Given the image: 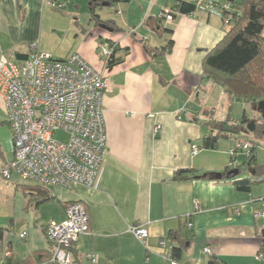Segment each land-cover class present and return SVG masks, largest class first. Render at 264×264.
I'll list each match as a JSON object with an SVG mask.
<instances>
[{"label":"crops","instance_id":"0c3cea01","mask_svg":"<svg viewBox=\"0 0 264 264\" xmlns=\"http://www.w3.org/2000/svg\"><path fill=\"white\" fill-rule=\"evenodd\" d=\"M54 1L63 6L49 0H0V59L26 58L36 42L39 51L57 54L54 58L66 59L77 52L103 70L109 84L104 95L106 155L94 186H74L68 201L57 200L52 192L54 199L37 201L34 193L22 191L27 198L23 211L9 223H0V264H54L46 226L65 218V203L70 201H81L90 219L89 233L80 235L73 246L80 257L77 264H170L162 254L175 246L181 248L180 264H207L210 254L205 246L229 264H264V259L256 258L264 254V220L254 217L264 205V191L256 186L260 181L250 190L235 185L236 180L262 178L249 165L245 151L233 161L230 149L239 135L226 133L222 123L238 122L230 117L236 98H230L203 69L207 50L228 29L222 16L196 9L192 14L178 13L168 23L161 13L173 8L175 0H128L117 3L113 19L98 14L97 22L90 13L81 31L74 11L59 12L65 5ZM62 17L70 19L60 22L67 20ZM106 21H113L117 29L106 26ZM45 34L61 44L71 37L70 47L62 53L60 45L43 46ZM169 40H173L171 51L162 52ZM105 42L115 44V56L120 58L111 67L102 51ZM0 112L2 166L14 159V148L1 96ZM212 134L220 137L218 147L202 148V139ZM192 144L199 146L197 154ZM241 158H247L252 170L248 175H241ZM227 168L240 172L226 173L220 180L173 179L179 169L202 175ZM139 224L149 233L146 243L131 232ZM24 231L27 236L22 238ZM90 253L96 254L95 262L87 257Z\"/></svg>","mask_w":264,"mask_h":264},{"label":"built area","instance_id":"2783aa9c","mask_svg":"<svg viewBox=\"0 0 264 264\" xmlns=\"http://www.w3.org/2000/svg\"><path fill=\"white\" fill-rule=\"evenodd\" d=\"M155 1L151 0V3ZM49 2L63 6L54 0ZM191 2L201 10L221 15L211 2ZM231 6L230 2H222L221 9ZM178 13L171 8L163 11L161 16L171 23ZM102 51L107 62L113 53V46L105 42ZM108 89L104 71L92 66L77 52L66 59H57L49 53L40 52L35 42L26 58L0 59V96L13 132L14 148V159L0 166V172L10 178L12 171H16L21 177L45 187L72 189L82 185L92 188L107 149L104 95ZM58 131H65L68 139H58ZM253 147L251 141L236 138L230 149L233 161L237 162L239 151L250 155ZM199 149L197 144H192L193 154H197ZM261 199L264 200V197ZM198 207V202H195V210ZM254 217L264 220V205L254 212ZM192 226L190 221L188 227ZM89 231L90 219L85 205L81 201L67 202L65 218L62 221L52 220L46 226L52 263L77 264L72 248L79 236ZM131 232L146 243L149 233L144 225H133ZM20 236L26 237L27 232H22ZM160 245H165L163 240ZM204 251L211 254L208 246L204 247ZM10 253L8 249L5 256H10ZM162 256L170 264H180L169 251ZM87 257L96 261L94 253ZM256 258L262 260L264 254L259 253Z\"/></svg>","mask_w":264,"mask_h":264},{"label":"trees","instance_id":"16d2710c","mask_svg":"<svg viewBox=\"0 0 264 264\" xmlns=\"http://www.w3.org/2000/svg\"><path fill=\"white\" fill-rule=\"evenodd\" d=\"M128 0H97L90 2V13L92 18L100 22L99 15L95 12L97 6L102 2L119 3ZM213 8L221 11L225 25L228 26L224 37L211 49L207 50L203 58V69L208 77L221 84L230 98H236L256 107L264 100V0H213ZM173 9L179 13L192 14L199 9L193 2L184 0H175ZM222 2H230L232 6L229 9H221ZM221 9V10H220ZM108 27L117 29L113 21L104 23ZM111 43V42H110ZM113 46V53L107 60L109 67L118 63L120 58L115 56L116 46ZM173 40H169L168 45L161 49L162 52L171 51ZM20 58L25 57L19 55ZM250 119L243 112L242 118L233 124L228 120L222 123L223 130L229 134L244 136L242 132L243 125ZM257 126L254 132L255 136L264 135V120H256ZM241 135V136H240ZM220 137L216 134L208 135L201 141L202 148L216 149L219 145ZM254 146L249 155V165H255ZM230 169L227 168L224 174ZM190 175V176H189ZM213 172L196 175L191 169H179L175 172L174 180H184L197 177L214 178ZM262 179L251 181L250 179H240L235 181L238 190H250L253 183ZM26 195L34 193L37 201H46L54 199L51 190L40 184L21 185L19 187ZM66 204V203H65ZM264 247V245H263ZM169 248V247H168ZM77 263L80 262L79 254L72 248ZM166 251L172 254V257L179 261L181 257V248L170 247ZM207 264H229L223 258L211 253Z\"/></svg>","mask_w":264,"mask_h":264},{"label":"rangeland","instance_id":"374dc122","mask_svg":"<svg viewBox=\"0 0 264 264\" xmlns=\"http://www.w3.org/2000/svg\"><path fill=\"white\" fill-rule=\"evenodd\" d=\"M60 2L64 3L63 9H59L58 11L61 12L60 10H67L69 12L74 11V20L76 17H79L78 21L83 25L82 30H85V26L87 22L90 20L91 14H90V8L88 5V0H61ZM76 5V6H75ZM119 5L117 3H113L112 5L109 6H100L96 7V13L97 14H103L105 17L108 19L114 18L115 15V10L118 8ZM52 8V7H51ZM52 10H54L52 8ZM55 11V10H54ZM104 11V12H103ZM105 12H107L105 14ZM67 20H60V22H67L70 17H62ZM69 40V41H68ZM40 41V40H39ZM69 43L61 44L59 39L53 37L50 38L49 34H45L42 43L43 46L45 47H54L56 46H61L59 51L64 53L68 47H70L71 43V37H68L66 39ZM40 46V42H39ZM48 50H45L43 48H40V52H46ZM49 52V51H48ZM61 53V54H62ZM55 57H57V54H52ZM245 111L246 116L252 120V119H259L260 121H263L264 119L261 117L260 113L254 109V107L247 102L244 103L241 100L235 99L232 103V109L230 113V117L234 120L239 121L242 118L243 112ZM0 118H4L3 113L0 112ZM246 123L243 125L245 126ZM6 130L7 128L4 127ZM223 135V134H222ZM56 137L61 140H67L68 139V134L65 131H58L56 133ZM245 138H248L250 141H252L256 146L257 149L255 151V165L251 166L252 169H255L257 171L256 176L261 177L262 181L256 184V186H260V190L264 191V137L261 135L255 136L253 132L250 133H245L244 134ZM228 136H223L222 141L223 142H228L227 139ZM243 159V160H242ZM239 164L241 166V175L244 174H250L252 171L251 168L248 165L247 158H241L239 161ZM35 184L34 180L31 179H25L21 177L19 173L16 171H12L11 177L6 178L1 172H0V223H9L10 219L13 217L14 214H18L21 211H23L22 207L24 205V199L26 200V196L23 194L21 189L19 188L21 185H31ZM51 192L54 196H57V200H70L72 199L73 193L71 189L68 188H63V187H51ZM58 202V201H56ZM9 226V224H8Z\"/></svg>","mask_w":264,"mask_h":264},{"label":"water","instance_id":"95a60500","mask_svg":"<svg viewBox=\"0 0 264 264\" xmlns=\"http://www.w3.org/2000/svg\"><path fill=\"white\" fill-rule=\"evenodd\" d=\"M91 1H97V0H91ZM102 5H103V6H109L110 3H109V2H102ZM254 109H256V110L260 113L261 117L264 119V100L260 101V102L257 104V106L254 107ZM256 126H257L256 119H252V120H250L249 122H247L245 126H243V128H242V132H244V133L255 132V130H256ZM239 172H240L239 169H232V170H229V171L227 172V175H228V176H231V175H235V176H236V175L239 174ZM223 175H224V173H222V172H216V173H214V175H212V176H213L215 179H219V180H220V179L223 178Z\"/></svg>","mask_w":264,"mask_h":264}]
</instances>
